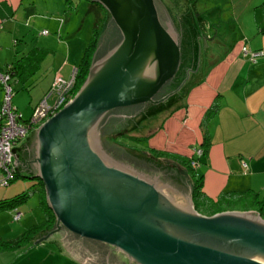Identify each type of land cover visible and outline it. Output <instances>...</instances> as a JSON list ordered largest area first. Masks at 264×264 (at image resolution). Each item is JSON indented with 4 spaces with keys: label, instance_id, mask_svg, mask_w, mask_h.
Instances as JSON below:
<instances>
[{
    "label": "water",
    "instance_id": "water-1",
    "mask_svg": "<svg viewBox=\"0 0 264 264\" xmlns=\"http://www.w3.org/2000/svg\"><path fill=\"white\" fill-rule=\"evenodd\" d=\"M94 1L110 19L85 80L36 128L20 166L28 162L27 178L43 182L54 216L32 244L62 226L80 244L81 237L108 244L136 264H264V220L256 212L197 213L189 191L103 138L130 116L108 115L95 130L107 111L160 103L185 78L159 98L180 62L179 36L159 0Z\"/></svg>",
    "mask_w": 264,
    "mask_h": 264
},
{
    "label": "crops",
    "instance_id": "crops-1",
    "mask_svg": "<svg viewBox=\"0 0 264 264\" xmlns=\"http://www.w3.org/2000/svg\"><path fill=\"white\" fill-rule=\"evenodd\" d=\"M159 1L179 36L178 67L180 77L182 80L185 78L183 82L181 80L185 86L181 95L168 98L166 104L164 101L153 104L151 117L144 119L148 112L143 113V121L138 124L141 130L150 131L141 135L146 139L142 148L148 153L164 152L194 161L195 165L191 166L190 171L192 175L188 176L185 168L176 160L178 157L159 158L165 160L177 174L183 175L191 202V185L196 178L200 191L212 200L222 192L256 191L259 198L263 197L260 207L245 211L256 212L261 216L264 212V0H243L241 3L246 5L240 15L234 16V12L229 16L227 23L230 27L225 32L226 36H231V42H224L223 48H220L223 44L220 40L212 39L209 43L208 24L205 33L201 32L204 36L203 45L199 44L197 48V32L193 17L188 14V0ZM246 11L249 15L245 17L242 14ZM54 21L56 20L53 18H46L33 11L30 0H0V65H4V71L0 70V74L34 46L47 50L44 57L51 53L50 43H54L56 38L49 35V30H54L51 25ZM43 30H47V33L41 34ZM62 30L63 24L57 31L60 33ZM216 30L214 35L218 34V28ZM242 46L249 50L260 49L262 56L250 61L240 52ZM70 48L67 45L63 50L65 52L69 49L61 57L62 64L52 67L54 72L50 73L51 77L53 74L58 75L59 69L60 76L64 66L75 67L76 59L75 56L70 57ZM218 50H222V53L216 57L215 51ZM73 51L75 54L79 53L78 45L74 46ZM44 57L36 72L23 81L24 84L37 86L44 80L47 66L37 74L44 66ZM42 90L39 85L37 96L42 94ZM1 99L0 86V101ZM14 108L16 109L15 106ZM203 136L207 137V146L202 145ZM30 140V136H25L13 147L14 157L20 163L16 165L18 173L32 174L28 162L25 163V169L22 168L27 161L24 148ZM197 149H202V153L197 155ZM12 209H0L4 211V224L10 229L9 233H5L7 230L0 231V234H6L5 237L0 235L1 238H13L9 234L14 232L12 228L15 225L9 219H12L14 213L19 214L18 220L22 218L18 211L11 213ZM225 211L244 212L240 209ZM46 240L57 246L53 255L49 256L51 258L46 254L44 259L37 261L32 260L29 255L26 257L24 254L31 250L45 249L43 242L35 245L31 243L18 250H0V264H85L70 252L57 234L50 235ZM10 252L15 253L11 259L7 254ZM119 262L123 263L125 260Z\"/></svg>",
    "mask_w": 264,
    "mask_h": 264
},
{
    "label": "rangeland",
    "instance_id": "rangeland-1",
    "mask_svg": "<svg viewBox=\"0 0 264 264\" xmlns=\"http://www.w3.org/2000/svg\"><path fill=\"white\" fill-rule=\"evenodd\" d=\"M32 4L33 11H35L37 14L39 13L41 16H44L46 18H53L56 21L51 23L52 28L54 27V30H49V35L54 36L55 42L50 43V50L51 53L46 55L44 57V60L42 62V65H44L39 72H42L44 68L47 66V70L45 71L44 80L38 85H29L28 83H14L12 84V97H11V104L12 106L16 107V111L21 115L22 120H27L31 113L32 108L35 104H37L43 96L47 93V91L52 86V81L54 80V75L51 77L50 73L54 72L52 70L53 68L58 67L62 64V55L63 53L67 52V49L65 52L64 49L68 47H71L72 49L71 53L69 54L70 57L75 56V65H77L83 50L87 44V41L89 39L90 30H91V23L93 19V14L91 11L88 10V4L90 3V0H30ZM243 0H188V8H189V15L193 17L194 25H195V31L196 34V45L197 48H199V44L203 45V35L202 31L205 33L207 30V24L209 25V36L210 40L209 43H211V40H220L221 45L220 48H223L225 46V43L231 42L230 38L231 36H226L227 29L230 27V25L227 23L229 22V16L233 15L235 12V15H240V13L244 10V7L246 3H241ZM248 14V11L246 13L242 14L246 17ZM249 15V14H248ZM244 17V18H245ZM200 19V20H199ZM64 25V30H62L60 33L57 31L59 29L60 25ZM206 27V28H205ZM218 28V34L214 35V33L217 31ZM50 29V28H47ZM47 31V30H46ZM47 33V32H46ZM45 33V34H46ZM59 33V34H58ZM222 33V34H221ZM226 36V37H225ZM59 37V40L57 38ZM209 39V37H208ZM218 42V41H216ZM225 42V43H224ZM67 43V44H66ZM79 47V53H74V46ZM78 50V48L76 47ZM222 53V50L215 51V56H219ZM199 54V51L197 52V55ZM199 56V55H198ZM201 56H203V52L201 51ZM74 65H71L70 67H62L61 72L62 74L59 75V70H57L58 77L62 79L69 78L70 73L72 71V68ZM1 72L4 71V65H0ZM50 75V77H49ZM63 75V77H61ZM50 78V81L48 79ZM52 78V79H51ZM29 82V81H28ZM48 84V86H46ZM39 85L41 86L42 90V96H37V91L39 90ZM28 87V89H26ZM39 97H41L39 100H37ZM55 100V96L53 94L49 95L46 98V101L48 104H52ZM116 115H122L123 114H116ZM108 116V112L104 113L99 121L97 122L95 130L97 131L98 128L101 126V124L104 123L106 117ZM103 122V123H102ZM126 124L121 130L115 132L114 134H108L103 136L105 140H109L112 143H119L121 148H123L124 152L131 156L132 158L138 160L139 162L146 165L148 168H150L152 171L156 173L162 174L165 178H167L170 182L173 184H180L187 192H188V186H186V182L184 181V177L182 174L178 173L180 178L176 179V176H173L170 174L168 170H163L162 168H170L171 166L166 163L165 160L159 159L157 157H153L152 154L145 152L143 150H129L131 146L130 144L133 143V146H139L138 144H144L146 139H143V137L138 138V140H134V142H131L129 140V137L131 136H141L146 133H148V129L141 130V126L138 121V118L134 123H130L129 121H124ZM136 125V127H135ZM38 125H34V129L37 128ZM135 127V128H134ZM117 137H120L119 139H116ZM158 164L160 168H156L153 165H150L148 163L153 162ZM160 162V163H159ZM35 179H28L25 177H16L12 182H10L5 187H0V198H6L10 197L13 194H16L20 192L21 190H27L29 191V195L21 202L17 203L15 207L11 210V213L18 211L21 215V218L18 221L10 220V223H12L14 226L11 237L17 236L21 233L23 229L27 228H33V226H37L36 232H39L44 227V218L46 215V211L42 206L40 205L39 201L41 200V191L39 188V185L36 184ZM29 187V188H28ZM28 188V189H27ZM190 198V195H189ZM4 211H0V231H6L5 233H9L10 230L8 226H5L4 220L2 219ZM264 220V212L261 213L260 216ZM33 230V229H32ZM33 232H31L28 237H32ZM66 241L65 244L67 245V248L70 250V252L80 260H82L85 264H124L125 262L121 263L120 255L118 252L112 253L108 252L109 249L104 245L96 241L92 240H83L76 239L72 235H68L66 233ZM2 237H5L6 234L2 233L0 234ZM75 235V234H74ZM0 236V237H1ZM30 241V238L29 240ZM45 240L43 241L44 244V250L39 251L31 250L29 253L24 254L27 255L26 257H29L37 261L38 259H44L47 255L48 258H51L49 256L53 255V252L56 251L57 246L52 241ZM108 252V254H107ZM8 257L11 259L14 257L15 253L10 252L7 253ZM46 254V255H45ZM107 254V256H106ZM29 255V256H28ZM22 256V255H21ZM105 256H106V263H105ZM52 263V262H51ZM50 264V263H49ZM56 264V263H53ZM61 264V263H58ZM127 264V263H126ZM132 264V263H130ZM135 264V263H134Z\"/></svg>",
    "mask_w": 264,
    "mask_h": 264
},
{
    "label": "trees",
    "instance_id": "trees-1",
    "mask_svg": "<svg viewBox=\"0 0 264 264\" xmlns=\"http://www.w3.org/2000/svg\"><path fill=\"white\" fill-rule=\"evenodd\" d=\"M89 2L90 3L88 4V10L91 11L93 14L91 30H90L89 39L83 50V53L77 65H75V67L71 71V72H74L73 84L70 89L71 97H73L75 92L83 84L87 71L91 64V60H92L95 47L98 41L102 38L106 25L110 19L109 14L107 13V11L104 9V7L101 4H99L98 2L94 0H90ZM46 52L47 50H44L41 47L34 46L27 53H25L24 55H22L21 57H19L17 60H15L13 63L9 64L6 67L4 74L8 76L7 83L11 87V91L13 90L12 84L14 83L22 84L23 81L27 77L33 75L36 72L39 62L42 60ZM178 71L179 69L177 70L178 74H176L175 79L171 80L168 83V87H167L168 91L175 90L177 86L181 83L182 77H180L181 73H179ZM184 84L185 83L181 85V87L178 89L177 92L170 95L168 98L181 95L184 90V86H185ZM12 94H13V91H12ZM164 104H166V101H164ZM151 109H153V106H151ZM147 112L148 114L147 115L145 114L144 119H147L148 117H151L153 115V111H150V109L147 110ZM205 115L206 113L204 114V116ZM136 119H137L136 117H129L127 120L130 123L132 122L135 124ZM140 137L141 136H131L129 137V140L131 142H134V140L136 139L138 140V138ZM119 138L120 137H117L116 139H119ZM113 144L121 146L119 143L113 142ZM132 144L133 143L130 144L131 146H129L130 147L129 150L131 151H133V149L136 151L138 149L143 150L142 144H138L139 146H136V147L133 146ZM207 144H208L207 137L203 136L202 145L207 146ZM150 154H152L153 157L155 156L157 158L166 157V158L175 159V157L176 158L178 157L176 160L179 162V164H181L185 168L187 175L188 176L192 175V172H190L192 169L190 166V159H185V158L175 156L172 154H167L164 152H154L153 153L151 151ZM148 164L153 165L156 168L157 167L160 168L158 164L154 163V161ZM162 169L170 171L169 173L174 176L177 174L176 170H173L172 168L170 169V168L165 167ZM27 175L29 174L18 173V171L16 170V172L13 174V178L9 181V183L12 182L14 179H16L17 176L18 177L20 176L22 178L23 177L27 178ZM176 177L180 178L178 175H176ZM35 180L37 181L36 184L39 185V188L41 191V200L39 201V203L42 206V208L48 211L46 212V215L43 221L45 225L39 232H36L37 226H33V228L30 227L27 229H23L19 235L13 238H1L0 237V250H18L22 248L23 246L24 247L28 246L35 239L44 235L47 231H49L53 227L54 216L51 210L48 208L46 201H45V189H44L43 182L39 178H35ZM192 183H193L191 185L192 205L197 213H201L202 215H205V216H210L217 212H222L225 210H232V209H240L244 211L249 210L250 208H254V207L258 209L260 207V203L262 202V198H263V197L259 198L258 193L256 191L245 190V191H238V192L236 191L222 192L216 197L215 200H212L208 198L207 196H205V194H203L200 191L198 179L194 178ZM0 187H5V186H0ZM28 195H29V191L21 190L20 192L13 194L10 197L0 198V209H12L15 207L17 203H21ZM31 232H33L31 235L32 237H28V235ZM29 238H30V241H28Z\"/></svg>",
    "mask_w": 264,
    "mask_h": 264
},
{
    "label": "built area",
    "instance_id": "built-area-1",
    "mask_svg": "<svg viewBox=\"0 0 264 264\" xmlns=\"http://www.w3.org/2000/svg\"><path fill=\"white\" fill-rule=\"evenodd\" d=\"M46 31H41L45 34ZM240 52L247 57L248 60L254 61L256 57L262 56V50H249L242 46ZM74 72H71L69 78L62 79L58 76L52 81L51 88L47 94L32 108L30 117L23 121L21 115L11 104L12 91L7 83L8 76L0 74V85L2 88V99L0 101V186H6L13 178L17 167L13 164V147L17 141L23 139L28 130L34 125L41 124L48 117L53 115L59 108L68 103L72 98L70 89L73 84ZM53 94L55 100L52 104H48L46 98ZM197 155L202 153V149L195 150ZM195 165L194 161H190V166ZM19 218L18 213L12 215V220Z\"/></svg>",
    "mask_w": 264,
    "mask_h": 264
},
{
    "label": "flooded vegetation",
    "instance_id": "flooded-vegetation-1",
    "mask_svg": "<svg viewBox=\"0 0 264 264\" xmlns=\"http://www.w3.org/2000/svg\"><path fill=\"white\" fill-rule=\"evenodd\" d=\"M179 64H180V62H179ZM178 69H179V67H178ZM177 69V70H178ZM179 72V71H178ZM176 74H177V72L175 73V75H174V77L171 79V80H173V79H175V76H176ZM169 83V82H168ZM168 83H165L164 84V86L166 87V89H167V87H168ZM169 92H171V91H166V92H164V93H162V95L159 97V98H161L162 96H164L165 94H167V93H169ZM167 100V98L164 100V101H166ZM151 106H153V104H148L146 107H144V104L143 103H140V104H133V105H129V106H125V107H117V108H113V109H111V110H109V111H107L108 112V115H116V114H125L124 116H130V117H136V118H138V120H139V122L140 123H142V121H143V119L141 118V116L143 115V113L144 112H146L147 110H149L150 109V111L151 110H153V109H151ZM60 109V108H59ZM58 109V110H59ZM142 109V110H141ZM57 110V111H58ZM139 110H141V111H139ZM56 111V112H57ZM137 111H139V112H137ZM135 112H137V113H135ZM135 113V114H134ZM134 114V115H133ZM129 118V117H128ZM127 118V119H128ZM126 119V120H127ZM128 121V120H127ZM103 123V122H102ZM36 125H40V124H36ZM102 125V124H101ZM36 130V128L34 129V126L30 129V130H28L27 131V133H26V137H29L30 136V141H29V143H28V145L24 148V152H25V154H26V156H27V161H29V159H30V152H29V146H30V143H31V141H32V139H33V135H34V131ZM25 138V137H24ZM28 167H29V170H30V172L32 173V169H31V167L29 166V164H28ZM65 232L66 233H68V235H72V236H74L76 239H79V237L77 236V235H74V234H72L71 232H69V231H67L65 228H63L62 226H60L59 228H58V230H56L55 231V233H53L51 236H53L54 234H57L64 242L66 241V234H65ZM81 239H83V240H91V239H87V238H82L81 237ZM92 241H95V240H92ZM96 242H99V241H96ZM99 243H101V244H104L110 251H109V253L110 252H112V253H115V252H118L119 253V255H120V258H121V260L123 259V260H125V262L127 263V264H130V263H132V264H134V262L133 261H131V260H129L126 256H125V254H123L122 252H120V251H118V250H112V249H114L112 246H110V245H108V244H105V243H102V242H99ZM136 264V263H135Z\"/></svg>",
    "mask_w": 264,
    "mask_h": 264
}]
</instances>
